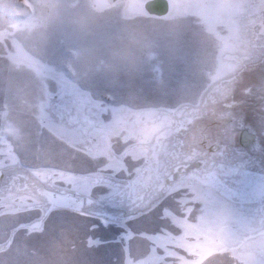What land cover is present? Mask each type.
<instances>
[{
	"label": "rangeland",
	"instance_id": "1",
	"mask_svg": "<svg viewBox=\"0 0 264 264\" xmlns=\"http://www.w3.org/2000/svg\"><path fill=\"white\" fill-rule=\"evenodd\" d=\"M146 1L0 0V264H264V0Z\"/></svg>",
	"mask_w": 264,
	"mask_h": 264
},
{
	"label": "water",
	"instance_id": "2",
	"mask_svg": "<svg viewBox=\"0 0 264 264\" xmlns=\"http://www.w3.org/2000/svg\"><path fill=\"white\" fill-rule=\"evenodd\" d=\"M147 2H159V3L162 4V6L160 7L161 8V12H157V13L155 12L156 14H158V13L166 14L170 10L168 0H148V1H146V3ZM245 136L247 138L245 143H250V142H252L254 140V135L249 133L248 131H245ZM196 165H197V163H194V164H183V165L177 167L174 170V172H173V177H176L178 172L188 170L189 168H191L193 166H196ZM74 201H77L78 205L81 204V199L74 198ZM78 208H81V206L79 205Z\"/></svg>",
	"mask_w": 264,
	"mask_h": 264
},
{
	"label": "bare ground",
	"instance_id": "3",
	"mask_svg": "<svg viewBox=\"0 0 264 264\" xmlns=\"http://www.w3.org/2000/svg\"><path fill=\"white\" fill-rule=\"evenodd\" d=\"M161 6H162V4L159 3V2H147V3L144 2L142 4V8L144 9V11L148 15H157V16H163L164 15V14H161V13L156 14L157 12H161V8H160ZM169 7H170V3H169Z\"/></svg>",
	"mask_w": 264,
	"mask_h": 264
},
{
	"label": "flooded vegetation",
	"instance_id": "4",
	"mask_svg": "<svg viewBox=\"0 0 264 264\" xmlns=\"http://www.w3.org/2000/svg\"><path fill=\"white\" fill-rule=\"evenodd\" d=\"M247 140V139H246ZM72 197V196H71Z\"/></svg>",
	"mask_w": 264,
	"mask_h": 264
}]
</instances>
